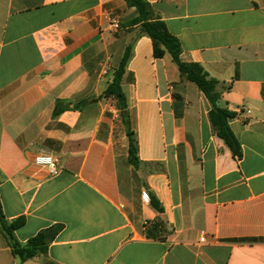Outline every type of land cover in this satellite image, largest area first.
I'll list each match as a JSON object with an SVG mask.
<instances>
[{"label": "crops", "instance_id": "1", "mask_svg": "<svg viewBox=\"0 0 264 264\" xmlns=\"http://www.w3.org/2000/svg\"><path fill=\"white\" fill-rule=\"evenodd\" d=\"M145 1L181 61L218 83L242 156L127 0H0L3 213L24 219L23 244L60 227L24 264H264V0ZM129 46L123 111L104 93ZM44 154L57 174L35 163ZM0 264H21L1 230Z\"/></svg>", "mask_w": 264, "mask_h": 264}, {"label": "trees", "instance_id": "2", "mask_svg": "<svg viewBox=\"0 0 264 264\" xmlns=\"http://www.w3.org/2000/svg\"><path fill=\"white\" fill-rule=\"evenodd\" d=\"M130 7L137 11V17L132 21V25H139L142 33L152 39L153 51L155 58H163L169 54L173 62L178 66L181 75L189 82L196 84L201 91L206 95L212 105L210 111V120L212 126L219 138H221L229 147L235 157L242 156V148L237 137L233 133L229 125V120L235 117V114L227 108L220 106L221 94L217 91V82L210 79L207 73L197 64L184 63L180 59L181 46L179 40L173 36L167 29L165 23L154 14L151 6L145 0H127ZM131 54V46L127 50L121 61L119 69L115 73V77L106 89L104 96L106 98L114 97L119 101L123 111L126 109V99L121 89V79L124 71V66L127 63ZM64 111L57 105L55 115ZM130 138V161L133 165L138 162L137 144L132 133H128ZM151 205L159 212L163 208L156 198L151 197ZM24 223V219L20 218L15 222H8L3 213L2 204L0 201V230L8 245L11 248L15 258L24 264L37 256L46 255L50 244L54 241L60 231V227H52L41 231L35 237L23 244L19 242L15 235V231Z\"/></svg>", "mask_w": 264, "mask_h": 264}, {"label": "built area", "instance_id": "3", "mask_svg": "<svg viewBox=\"0 0 264 264\" xmlns=\"http://www.w3.org/2000/svg\"><path fill=\"white\" fill-rule=\"evenodd\" d=\"M111 27L114 30L120 29L119 21H113ZM35 163L38 166L45 168L50 175H55L60 170V158L54 154H44L39 155L35 158ZM146 200H149V197L146 196Z\"/></svg>", "mask_w": 264, "mask_h": 264}]
</instances>
